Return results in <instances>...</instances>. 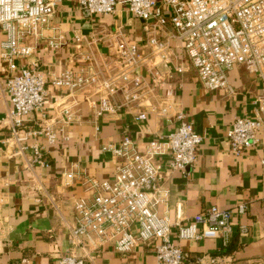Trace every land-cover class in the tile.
I'll return each mask as SVG.
<instances>
[{
    "label": "built area",
    "instance_id": "1",
    "mask_svg": "<svg viewBox=\"0 0 264 264\" xmlns=\"http://www.w3.org/2000/svg\"><path fill=\"white\" fill-rule=\"evenodd\" d=\"M59 2L0 0V31L5 33L0 58L9 72L5 90L10 101L3 123L10 130L16 153L31 149V163L46 168L50 164L40 147L25 143L28 137L42 135L54 144L68 139L66 129L71 124L82 122L81 114L68 106L60 107L50 118L45 116L47 77L37 61L24 62L39 47ZM119 3L143 21V44L121 37L110 43L115 49L110 57L94 49L101 37L90 38L75 31L72 41L78 58L73 56L72 66L58 74L48 72L50 82L72 95L90 90L96 96L91 101V122L97 130L99 118L115 116L123 109L141 124L152 113L177 125L165 134L148 138L142 149L128 135L102 146L116 158L113 176L88 178L91 196L74 202L75 226L70 234L81 245L84 239L99 245L113 243L120 253L144 243L152 246L156 264H183L185 252L171 237L173 226L177 239H219L223 246L230 242L234 227L241 235L247 233V227L236 224L231 211L218 205L205 208L185 223H172L166 215L157 213L156 207L167 205L170 196L163 180L195 162L202 139L174 97L157 91L162 80L159 65L169 69L175 58L170 40L175 39L196 70L199 83L208 90L227 88L228 73L237 64L260 81L251 115L236 117L227 130L231 151L241 155L258 142L257 133L264 128V0H78L81 9L91 15L112 14ZM65 44L62 33L46 40L50 49ZM142 67L143 74L139 72ZM176 69L183 70L181 66ZM35 113L43 117V125L23 131L24 123ZM142 129L147 130L145 126ZM76 167L62 172L63 187L74 183ZM245 210V204L237 206L239 214ZM196 262L213 264L215 258L205 260L200 256ZM58 264L86 262L83 256L69 253L61 256Z\"/></svg>",
    "mask_w": 264,
    "mask_h": 264
},
{
    "label": "crops",
    "instance_id": "2",
    "mask_svg": "<svg viewBox=\"0 0 264 264\" xmlns=\"http://www.w3.org/2000/svg\"><path fill=\"white\" fill-rule=\"evenodd\" d=\"M171 30L168 26L167 31ZM75 31L90 38L101 37L94 49L110 57L115 51L110 43L121 37L140 45L145 40L143 21L134 17L125 4H117L112 14L91 15L81 9L78 0H60L43 30L39 47L24 59L25 63L37 61L47 77L45 116L50 118L60 107L68 106L82 117V122L66 129L67 140L50 144L42 135L31 134L25 141L40 147L44 160L50 164L48 168L31 163V149L16 153L10 130L3 123L10 107L5 90L9 72L0 58V264H58L59 258L69 253L83 256L86 264H156L152 246L144 243L120 253L113 243L99 245L84 239L81 245L72 240L74 202L81 197L90 198L88 178L113 176L116 158L102 146L128 135L142 149L148 138L165 134L177 125L176 121L170 124L152 113L141 124L123 109L115 116L99 118L97 130L91 122V101L96 96L90 90L69 94L65 88L54 86L48 74L70 68L73 56L78 58L72 41ZM56 33L65 36L66 44L50 49L46 40ZM4 38L5 33L0 31V43ZM170 44L175 58L169 69L159 65L162 80L157 91L174 97L202 139L195 162L163 180L170 192L169 201L158 205L156 211L172 223H185L205 208L218 205L231 211L236 224L247 227L245 235L234 227L230 242L223 246L219 239H177L173 226L171 237L185 252L183 264H198L196 259L200 256H205V260L215 258L213 264H264V128L257 133L258 142L239 156L231 151L227 137L236 117L251 115L260 81L237 64L228 73L227 88L208 90L199 83L180 42L171 39ZM177 66L183 68L182 72L177 71ZM139 72L144 73L143 67ZM42 118L35 113L22 130L41 127ZM144 126L147 130L142 129ZM71 166H77L76 179L71 186L63 187L62 172ZM240 204L246 205L242 214L237 212Z\"/></svg>",
    "mask_w": 264,
    "mask_h": 264
}]
</instances>
